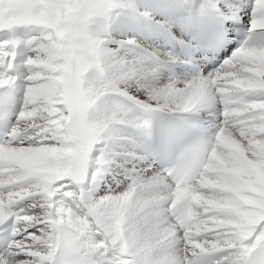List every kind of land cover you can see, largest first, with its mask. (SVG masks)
Masks as SVG:
<instances>
[{
  "label": "snow or ice",
  "instance_id": "6c2138e0",
  "mask_svg": "<svg viewBox=\"0 0 264 264\" xmlns=\"http://www.w3.org/2000/svg\"><path fill=\"white\" fill-rule=\"evenodd\" d=\"M0 264H264V0H0Z\"/></svg>",
  "mask_w": 264,
  "mask_h": 264
}]
</instances>
